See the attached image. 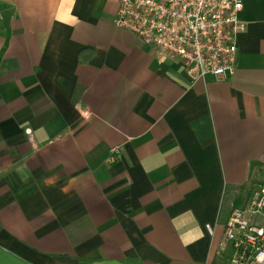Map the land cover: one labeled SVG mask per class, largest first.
Segmentation results:
<instances>
[{
  "label": "crops",
  "instance_id": "crops-1",
  "mask_svg": "<svg viewBox=\"0 0 264 264\" xmlns=\"http://www.w3.org/2000/svg\"><path fill=\"white\" fill-rule=\"evenodd\" d=\"M242 2L235 73L194 81L120 0H0V264H229L264 174V0Z\"/></svg>",
  "mask_w": 264,
  "mask_h": 264
},
{
  "label": "built area",
  "instance_id": "built-area-1",
  "mask_svg": "<svg viewBox=\"0 0 264 264\" xmlns=\"http://www.w3.org/2000/svg\"><path fill=\"white\" fill-rule=\"evenodd\" d=\"M242 9V0H120L113 22L180 59L198 81L235 73ZM222 247L231 250L229 264H264V174L248 200L232 209Z\"/></svg>",
  "mask_w": 264,
  "mask_h": 264
},
{
  "label": "water",
  "instance_id": "water-1",
  "mask_svg": "<svg viewBox=\"0 0 264 264\" xmlns=\"http://www.w3.org/2000/svg\"><path fill=\"white\" fill-rule=\"evenodd\" d=\"M9 13H10L9 10L3 13L4 16H5V18H6V16H7Z\"/></svg>",
  "mask_w": 264,
  "mask_h": 264
}]
</instances>
